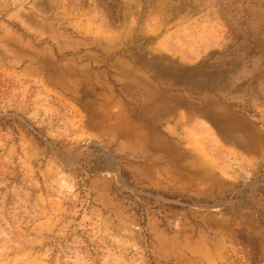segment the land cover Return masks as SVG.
<instances>
[{"label": "rangeland", "instance_id": "obj_1", "mask_svg": "<svg viewBox=\"0 0 264 264\" xmlns=\"http://www.w3.org/2000/svg\"><path fill=\"white\" fill-rule=\"evenodd\" d=\"M0 264H264V0H0Z\"/></svg>", "mask_w": 264, "mask_h": 264}, {"label": "crops", "instance_id": "obj_2", "mask_svg": "<svg viewBox=\"0 0 264 264\" xmlns=\"http://www.w3.org/2000/svg\"><path fill=\"white\" fill-rule=\"evenodd\" d=\"M130 127H132V125ZM136 128H132V129H134L135 132H137V131L139 132V128L138 127H136Z\"/></svg>", "mask_w": 264, "mask_h": 264}]
</instances>
